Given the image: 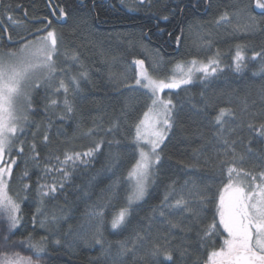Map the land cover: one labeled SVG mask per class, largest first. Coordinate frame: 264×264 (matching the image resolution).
I'll list each match as a JSON object with an SVG mask.
<instances>
[{"label": "trees", "instance_id": "1", "mask_svg": "<svg viewBox=\"0 0 264 264\" xmlns=\"http://www.w3.org/2000/svg\"><path fill=\"white\" fill-rule=\"evenodd\" d=\"M250 3L254 5L255 0H145L144 4H140L139 0H108L105 5H91L87 0H78V3L76 0H65L66 21L55 27L59 41L55 57L56 82L80 72H86L87 78L80 80L75 112L63 121L58 118L59 109L55 114L45 111V87L32 92L29 120L24 135L16 141L17 146L21 140L24 141V153H11L17 158V164L13 167L9 193L21 205L19 215L22 222L14 233H9L6 216L0 213V253L32 255L19 244H13L31 233L34 240L47 237L46 252L42 254L40 264H112L113 259H117L118 264H143L130 254L117 258L118 242L128 240L136 231L150 226L147 233L150 243L163 244L167 238L172 241L173 247L184 245L188 248V254L183 257L176 251L174 264H204L208 252L220 247L221 238L211 236L205 239V247L202 248L198 232L212 224L214 218L219 224L216 204L219 189L227 183V164L222 171L220 162L229 159L222 155V145L214 138L211 118L220 107L231 106L239 114L245 101L250 111L259 112L264 107L262 61L252 58L254 52L264 50V32L234 31L235 18L227 26L218 27L215 23L223 13L232 15L238 8ZM18 5L16 18H13L18 21L24 20L23 11H26L29 20H41L48 16L46 0H20L14 4ZM253 15L259 17V11ZM239 22L243 24L244 19ZM38 25L40 23L32 27ZM29 26L27 22L25 28ZM158 31L162 34L158 35ZM178 36L181 39L176 50ZM238 46L246 57L245 66L239 72L233 64ZM73 53L79 57L77 62L70 59ZM217 53L221 71L215 77L202 80V75H197L191 84L164 92V99L171 98L176 109L173 127L159 150L161 162L149 182L145 197L133 203L126 225L112 229L110 221L126 206L130 190L122 178L136 158L132 144L134 126L150 103L144 89L137 86L136 90L129 91L124 87L125 84L135 85V65L132 62L136 58L143 60L144 67L153 75L165 78L171 75L177 63L193 59L206 62ZM154 61H159L162 69L153 71ZM69 98L72 99L71 96ZM60 99H63V94ZM129 100L131 106L127 107ZM206 102L210 105L207 112L203 110ZM49 122L50 128L47 127ZM92 127L97 128L94 136L82 135L83 131ZM110 127L112 131L108 132ZM46 128L49 135L47 142L43 139ZM33 133L37 135L34 137ZM247 135L244 130L233 137L237 139V154L246 150ZM101 140V150L87 158L86 164L76 162L75 167L71 163L66 166L67 178L60 171L45 172L46 165L56 169L61 167L55 157L63 160L65 152H84ZM33 142L39 154L38 164L30 159ZM251 147L254 152L264 155V143L254 142ZM242 167L253 173L264 170V167L251 161ZM25 171L28 173L26 177L23 175ZM118 178L121 183L118 188H113ZM25 184L30 186L27 192ZM52 184L56 185L57 191L44 197L41 205L38 186ZM193 185L200 189L210 186L214 199L204 206L201 223L193 225L191 232L185 234L177 229L172 230L170 235L166 219L160 217L158 210H153L159 208L172 186L178 193L183 188V194L195 200V195L189 196ZM109 196L112 197L110 202ZM105 203L102 231L104 248L111 246L110 255H105L101 246L91 238V229L82 231L79 228L86 209ZM38 207L49 218L55 213L59 217L57 222L46 224L45 228H40L38 223L34 227L33 214ZM44 215L39 219H44ZM167 219L175 220L176 217ZM184 223L189 222L185 220ZM218 231L222 233L223 229ZM6 236L9 237L7 241ZM57 240L59 244H56Z\"/></svg>", "mask_w": 264, "mask_h": 264}, {"label": "snow or ice", "instance_id": "2", "mask_svg": "<svg viewBox=\"0 0 264 264\" xmlns=\"http://www.w3.org/2000/svg\"><path fill=\"white\" fill-rule=\"evenodd\" d=\"M139 3L144 4L145 0H139ZM9 8L10 6L5 7L6 13ZM257 10L259 17L253 15ZM53 15L57 14L54 12ZM65 16L66 13L61 7L57 19ZM7 18L13 25L22 24V21L13 19L11 15H8ZM233 18L237 20V23L233 25L234 31L264 32V0H255L254 5L250 3L238 8L232 15L225 12L215 23L218 27L220 25L227 26L232 24ZM241 18L244 19L243 24L239 22ZM4 31L6 32L7 29ZM37 32L46 34L37 35L35 39L22 37L20 41L16 42L19 44L18 48H9L6 52L0 51V213L6 216L9 233H14V230L22 222V217L19 215L21 205L9 193L13 167L17 164V158L11 153L13 151H16L18 155L24 153V141L21 140L18 146L16 141L24 135V129L29 120V112L32 109V92L45 87L47 94L45 111H52L55 114L59 109L58 118L63 121L75 112L74 103L80 90V80L87 78L86 72H80L78 75L68 76L67 79L61 78L57 83L55 57L58 54L59 41L56 30L52 27V21L49 20L48 24L43 29H38ZM176 39L179 43L181 37L178 36ZM2 40L3 37L0 36V41ZM8 42H12L10 35ZM252 58L253 60L261 59L260 70L264 73V50L254 52ZM70 59L77 62L79 57L73 53ZM245 60L244 52L238 46L233 57V64L237 72L245 66ZM133 63L135 65V85L125 84L124 87L129 91L136 90L137 86L144 89L150 103L134 126L132 144L136 158L131 168L128 169L127 175L122 178L130 190L126 197V206L122 207L110 221L111 228L114 230L126 225L133 203L141 201L145 197L149 182L162 159L159 151L161 144L168 131L173 127L176 105L171 98H162L160 93L164 89H179L181 85L191 84L197 73L202 74L200 77L202 80H208L221 71L219 53L215 57L208 58L206 62L193 59L186 63H177L172 69L171 75L165 78H157L153 75L144 67L143 60H135ZM162 67L163 65L159 61H154L153 71L160 70ZM61 71L64 70L61 69ZM65 76H67L66 72ZM61 94H63L62 100L60 99ZM70 96L72 99L69 98ZM126 106H131V100L126 103ZM209 106L206 102L203 110L207 112ZM211 124L215 129L213 133L215 140L222 145V155L229 159L220 162L222 171L227 164V183H224L223 187L219 189V198L216 204V216L219 218V224L215 223L214 218L212 224L198 232L202 248L205 247L203 243L205 239L211 236L221 238L220 247L208 252L204 264H264V170L253 173L242 167L250 161L255 162L256 166L264 167V155L254 152L251 147L254 142L264 143V107L259 112L250 111L247 101H245L239 114L231 106L220 107L212 116ZM47 127H51V122ZM96 130V127L88 128L82 132V135L94 136ZM244 130L248 134L246 150L237 154V139L233 137ZM107 131L111 132L112 128H108ZM36 135L37 133H33L34 137ZM43 139L45 142L49 139L47 128L44 131ZM102 143L103 140L84 152H65L63 160L59 156L55 157L61 167L56 169L46 165L45 172L60 171L67 178L69 173L66 171V166L71 163L75 167L76 162L86 164L87 158L93 157L96 152L101 150ZM30 149L33 153L30 159L38 164L39 154L34 142L30 145ZM6 157L7 159H5ZM23 175L26 177L27 171ZM120 183L121 179L118 178L112 187L118 188ZM187 183H185V187ZM62 187L63 184H61ZM29 188L28 184L24 185L25 192ZM56 191L55 184L38 186L37 194L41 198L39 203L43 205V198ZM192 195H195V200L186 197L183 194V188L178 193L172 186L161 201L159 208L153 210L154 212L158 210L160 217L166 219L170 235L172 230L177 229L185 234L191 232L193 225L201 223L200 217L204 206L214 199L210 186L200 189L193 185V189L189 191V196ZM111 199L112 197L109 196L108 202ZM170 201L174 202L170 203ZM105 207H107V203L92 205L86 209L83 214L84 220L79 228L82 231L91 229V238L101 246L105 255H110L111 246L109 245L107 249L104 248L105 241L102 231L105 224ZM42 215L44 213L38 207L36 213L33 214L34 227L38 223L40 228H45L46 224H54L59 219L55 213L50 218L44 215V219H39ZM168 217H176V219H167ZM185 220L189 223L185 224ZM219 228L223 229L222 233L218 231ZM149 232L150 226L136 231L128 240L118 242L116 257L130 254L133 258L143 261V264H174L176 251L180 252L181 257L188 254L186 246L173 247L172 241L167 238L164 239L163 244L150 243L147 235ZM225 233L226 235H224ZM77 235L79 236V232ZM8 239L9 237L6 236L5 240ZM46 242L47 237L34 240L30 233L27 238L14 241L13 244H19L30 251L32 255H21L20 252L0 253V264H40L42 254L46 252ZM59 243L60 241L57 240L56 244ZM112 264H118V260L113 259Z\"/></svg>", "mask_w": 264, "mask_h": 264}, {"label": "flooded vegetation", "instance_id": "3", "mask_svg": "<svg viewBox=\"0 0 264 264\" xmlns=\"http://www.w3.org/2000/svg\"><path fill=\"white\" fill-rule=\"evenodd\" d=\"M20 0H0V36L3 37V40L0 41V51L4 52V50H8L9 48H17L19 46L18 41L21 40L22 37L26 39H34L37 35H44L46 33L43 32H37L38 29H43L47 24L48 21H52V27L55 29V27L58 25L63 24L66 21V17H61L57 19V15L59 14V10L62 7L64 9V12L66 13V6H65V0H46V8L48 12V16L42 17L41 20H34V19H27L26 18V11H23L22 14L24 15V20L22 21V24L19 26L13 25L8 20V15H11L13 18H16L15 13L19 9V5L16 7L14 4H17ZM91 2V5L98 4V5H105L108 3V0H87ZM78 3V0H76ZM85 3V2H84ZM83 4V3H81ZM10 6L8 12H5V7ZM56 13L57 15H53V13ZM16 20V19H15ZM25 22V23H24ZM28 22L30 24L29 27L25 28V24ZM39 22L40 25H38L36 28L32 27L33 24H39L35 23ZM4 29H7L5 32ZM162 34L158 31V35ZM11 36L12 42H8V36ZM175 42V41H174ZM169 43V38L167 39V44ZM169 46H171L169 44Z\"/></svg>", "mask_w": 264, "mask_h": 264}, {"label": "rangeland", "instance_id": "4", "mask_svg": "<svg viewBox=\"0 0 264 264\" xmlns=\"http://www.w3.org/2000/svg\"><path fill=\"white\" fill-rule=\"evenodd\" d=\"M34 39H35V38H34ZM18 47H19V46H18ZM18 47H17V48H18ZM14 49H15V48H14ZM4 52H6V50H4ZM136 60H138V59L136 58ZM189 61H191V60H188L187 62H189ZM132 64H134V63L132 62ZM197 75H202V74H201V73H197L196 76H197ZM196 76H195V77H196ZM195 77H194V78H195ZM181 86H182V85H181ZM167 90H177V89H164V90L160 93V95H161L162 98H164V92L167 91ZM135 203H136V202H135Z\"/></svg>", "mask_w": 264, "mask_h": 264}, {"label": "water", "instance_id": "5", "mask_svg": "<svg viewBox=\"0 0 264 264\" xmlns=\"http://www.w3.org/2000/svg\"><path fill=\"white\" fill-rule=\"evenodd\" d=\"M177 48H178V43H177V41L175 42V49L177 50Z\"/></svg>", "mask_w": 264, "mask_h": 264}]
</instances>
